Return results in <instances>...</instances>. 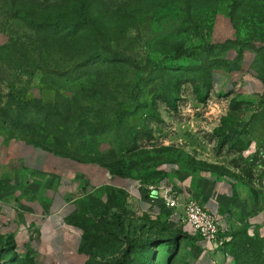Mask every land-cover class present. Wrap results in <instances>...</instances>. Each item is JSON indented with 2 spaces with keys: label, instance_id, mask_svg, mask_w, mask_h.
Wrapping results in <instances>:
<instances>
[{
  "label": "rangeland",
  "instance_id": "374dc122",
  "mask_svg": "<svg viewBox=\"0 0 264 264\" xmlns=\"http://www.w3.org/2000/svg\"><path fill=\"white\" fill-rule=\"evenodd\" d=\"M104 2L94 31L61 39L60 30L44 43L0 0V132L42 143L94 178L58 235L49 219L22 213L32 197L0 186V264H196L200 238L168 211L137 214L115 187L182 173L246 185L244 224L220 237L218 264H264V248L243 246L264 244L249 224L264 213V0ZM249 83L263 93L250 95ZM113 191L124 205L110 207Z\"/></svg>",
  "mask_w": 264,
  "mask_h": 264
},
{
  "label": "crops",
  "instance_id": "0c3cea01",
  "mask_svg": "<svg viewBox=\"0 0 264 264\" xmlns=\"http://www.w3.org/2000/svg\"><path fill=\"white\" fill-rule=\"evenodd\" d=\"M247 89L254 97L263 93L257 83H249ZM89 171L83 165L72 167L49 148L17 133L0 132V186L3 192L10 196H21L25 192L32 197L33 201L22 213L35 220L49 219L55 235L60 233V221L73 210L71 199L84 187L86 190L94 188L93 174ZM103 174L101 184L109 185V174ZM115 187L126 193L137 214L146 213L156 217L165 214L168 209L160 193L162 188L171 187L177 190L181 198L190 195L210 211L225 215L230 226L231 223L235 226L240 225V222L244 224L239 217L246 213L243 205L248 202V190L246 185L237 182L231 175L193 176L182 173L172 179H164L157 185L129 181ZM20 203L26 201L23 199ZM249 224L256 232L264 231V213L251 218ZM190 235L199 238L191 231ZM218 243L222 242L218 240L211 250L212 245L198 240L195 244L200 250L196 264H218L222 260Z\"/></svg>",
  "mask_w": 264,
  "mask_h": 264
},
{
  "label": "trees",
  "instance_id": "16d2710c",
  "mask_svg": "<svg viewBox=\"0 0 264 264\" xmlns=\"http://www.w3.org/2000/svg\"><path fill=\"white\" fill-rule=\"evenodd\" d=\"M11 3L16 15L22 14L23 17L34 26L35 33L38 36V41H47L50 34H57L60 30H65L58 35L59 38L76 39L81 36L79 30H83V35L87 34L85 31H94L95 22L94 18L98 19L99 16L94 17L93 13L96 10L104 8L105 0H7ZM44 42V43H45ZM178 57H182L187 54V51L177 46L175 48ZM111 50L107 45L102 48L101 58H109L111 56ZM35 106L36 103L34 102ZM45 107V106H44ZM40 144V143H38ZM44 145V144H40ZM47 147L46 145H44ZM49 148V147H47ZM51 150V148H49ZM114 192V193H113ZM113 196L109 200L111 208L120 207L118 203L124 205V195L120 191H113ZM123 202V203H122ZM244 227V226H243ZM242 227V228H243ZM245 228V227H244ZM233 242L234 238L232 239ZM177 240L171 242L166 246L167 249L171 248L172 243H176ZM264 243V239L262 240ZM232 243V241L230 242ZM243 246H253L250 250L252 254H256V250L260 251L264 248V244L255 243L254 239H246L243 242ZM257 255V254H256ZM257 257V256H256Z\"/></svg>",
  "mask_w": 264,
  "mask_h": 264
},
{
  "label": "built area",
  "instance_id": "2783aa9c",
  "mask_svg": "<svg viewBox=\"0 0 264 264\" xmlns=\"http://www.w3.org/2000/svg\"><path fill=\"white\" fill-rule=\"evenodd\" d=\"M160 196L170 213L169 221L188 227L202 242L213 246L230 232L225 215L210 211L190 195L181 198L171 187H166L161 189Z\"/></svg>",
  "mask_w": 264,
  "mask_h": 264
}]
</instances>
